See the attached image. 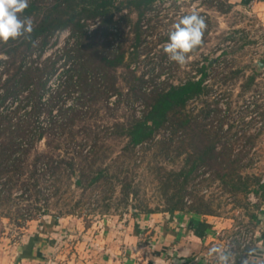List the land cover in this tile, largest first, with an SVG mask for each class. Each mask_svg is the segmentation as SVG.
Here are the masks:
<instances>
[{
  "label": "trees",
  "instance_id": "16d2710c",
  "mask_svg": "<svg viewBox=\"0 0 264 264\" xmlns=\"http://www.w3.org/2000/svg\"><path fill=\"white\" fill-rule=\"evenodd\" d=\"M157 1L29 0L23 16L33 20L30 37L0 42V205L15 202L16 187L30 198L33 189L39 200L46 192L39 187L41 179L52 178L57 188L56 180L64 174L75 175L74 183L83 191L105 184L114 191L119 185L122 200L129 205L137 189L125 166L136 158L138 146L145 144L157 145L168 155L172 150L178 156L185 155L179 169L160 167L158 181L166 203L163 212L217 215L213 198L191 189L199 176L202 182L219 179L237 203L252 191L264 199L261 177L243 171V159L249 150L234 153L232 143L224 139L223 123L215 129L213 121H208L215 108L209 104L196 113L187 109L190 100L210 92L205 81L214 59L200 68L199 79L191 77L180 84L138 74L131 64L137 52L127 60L129 52L125 42L119 40L122 23L131 12L138 13L134 26L137 46L141 41L140 21ZM125 9L128 13H123ZM118 12L121 14L116 17ZM97 19L99 25L90 31L88 20ZM64 30L70 31L64 45L43 57L48 45H55L56 36ZM112 96L116 98L109 105ZM99 101L109 110L118 109L125 101L132 108L128 116L106 129L109 137L124 143L110 162L107 159L112 151L102 142L100 132L84 122ZM136 102L143 106L139 115ZM79 134L84 140H77ZM42 139H46L48 148L40 150L37 144ZM89 140L92 143L87 147ZM63 145L65 154L59 151ZM208 172L210 178L205 176ZM48 187L50 190L52 184ZM261 204L255 205L257 210ZM256 211L250 213L252 220L259 219ZM16 214V219L24 221L37 217L28 206L19 208ZM47 214L44 209L42 216ZM58 217L53 215L55 220Z\"/></svg>",
  "mask_w": 264,
  "mask_h": 264
},
{
  "label": "rangeland",
  "instance_id": "374dc122",
  "mask_svg": "<svg viewBox=\"0 0 264 264\" xmlns=\"http://www.w3.org/2000/svg\"><path fill=\"white\" fill-rule=\"evenodd\" d=\"M193 4H196L195 11L205 18L207 29L203 45L191 53L192 59L181 67L168 60L162 45L168 41L172 25L178 22L181 16L193 11ZM227 9V0H174L172 3L158 0L153 9L140 21V43L134 45L136 35L134 26L139 19L136 11L131 12L129 19L122 23L119 40L125 42L129 52L127 60L137 52L134 59H131V64L135 65L138 74L145 73L146 77L168 80L172 84H180L191 77L199 78L200 68L215 59L209 67V76L205 81L211 88L210 92L190 100L187 109L196 113L207 108L209 104L215 108L212 109L208 121H213L215 129H219L223 123L224 139L232 143L234 153L243 149L249 150L243 159L245 164L243 171L246 174L260 176L264 182V66L258 64L259 60H264V23L243 10ZM123 13H128V10L125 9ZM120 14L118 12L116 17ZM56 37V44H49L43 57L64 45L68 37L67 30ZM54 79L55 77L52 80ZM55 83L56 80L50 84ZM120 83L123 81L120 80ZM115 98L116 96L110 98L109 105H112ZM135 105L136 113L139 115L143 106L139 102ZM92 109L84 122L93 130L100 132L102 142L112 151L111 157L107 159V162H110L121 152L124 143L119 138L109 137L106 129L115 120H123L128 116L132 108L125 101L118 109L109 110L102 101H99ZM162 135L159 134L156 139ZM77 140H84V136L79 134ZM91 143L89 140L87 147ZM37 146L40 150L48 148L46 139H42ZM65 147L63 145L59 149L62 154H65ZM69 149L72 152L71 147ZM137 149L136 158L128 164L129 167L127 164L125 166L128 168L127 172L134 188L137 189L136 197H130L129 205L122 200L119 185L114 191H110L112 188L110 184H105L100 189L89 188L83 191L74 183L75 175L68 177L64 174L62 179L56 180L58 189L55 188L52 178L41 179L39 187L45 188L46 192L40 194L39 200L36 199L33 189L30 191L32 194L30 198L22 195L21 187H16L13 192L15 202L11 206L0 205V238L20 239L23 235V226L29 221L46 217L42 216L44 209L49 212L48 218L53 215L59 217L70 215L73 220L91 227L92 230L103 229L113 221L119 222L121 218L127 219L132 210L135 213L137 211L147 213L144 209L151 208L160 212L166 204L158 181L160 167L179 169L184 164L185 155L178 156L176 150H172L168 155L157 145L145 144L138 146ZM209 174L208 172L205 176L210 178ZM202 180L203 177H197L195 182H192L191 189H196L208 199L212 197V207L216 214L233 218L234 224H249L250 213L257 210L255 205L264 202V199L257 195L258 202L252 203L248 195L246 200L242 199L237 203L219 179H208L203 182ZM50 184L52 188L49 190ZM49 192L52 194L47 195ZM134 205L136 207H133ZM26 206L31 207L37 217L27 221L16 219L18 216L16 211ZM259 210L261 208L257 211ZM5 212H10V216L3 215Z\"/></svg>",
  "mask_w": 264,
  "mask_h": 264
},
{
  "label": "crops",
  "instance_id": "0c3cea01",
  "mask_svg": "<svg viewBox=\"0 0 264 264\" xmlns=\"http://www.w3.org/2000/svg\"><path fill=\"white\" fill-rule=\"evenodd\" d=\"M227 3L264 23V0ZM133 211L98 230L70 215L29 221L20 239L0 238V264H218L209 249L223 250L235 226L233 218L215 214ZM257 218L248 224L256 231L248 264H264V202Z\"/></svg>",
  "mask_w": 264,
  "mask_h": 264
},
{
  "label": "clouds",
  "instance_id": "9594fccd",
  "mask_svg": "<svg viewBox=\"0 0 264 264\" xmlns=\"http://www.w3.org/2000/svg\"><path fill=\"white\" fill-rule=\"evenodd\" d=\"M29 7V0H0V42L7 43L20 37L28 38L33 31L31 17L23 16ZM183 15L178 22L172 25L168 33V41L162 45L168 60L179 66H185L191 59L190 55L204 43L207 23L203 16L196 11ZM209 256L217 257L218 264H228L229 254L223 252L221 247L209 249ZM243 264H248L247 260Z\"/></svg>",
  "mask_w": 264,
  "mask_h": 264
},
{
  "label": "built area",
  "instance_id": "2783aa9c",
  "mask_svg": "<svg viewBox=\"0 0 264 264\" xmlns=\"http://www.w3.org/2000/svg\"><path fill=\"white\" fill-rule=\"evenodd\" d=\"M165 1H168V3H172L174 0H165ZM99 23H100L99 19L94 21L88 20L89 30L91 31L92 29L97 27ZM67 34L68 35L70 34L69 30H67ZM133 67L135 68V65H133ZM201 76L202 74H200V77ZM249 200L252 203H257L259 197L254 191H252L249 193ZM255 241H256V231L253 227H251L248 224L245 225L235 224L233 233L225 236V246L223 250L225 253L229 254L228 264H241L244 261V257L249 252V249L254 246Z\"/></svg>",
  "mask_w": 264,
  "mask_h": 264
},
{
  "label": "water",
  "instance_id": "95a60500",
  "mask_svg": "<svg viewBox=\"0 0 264 264\" xmlns=\"http://www.w3.org/2000/svg\"><path fill=\"white\" fill-rule=\"evenodd\" d=\"M258 64H259L261 67H263V66H264V62H263V61H261V60H259V61H258Z\"/></svg>",
  "mask_w": 264,
  "mask_h": 264
}]
</instances>
